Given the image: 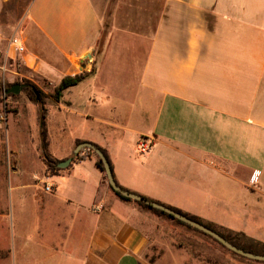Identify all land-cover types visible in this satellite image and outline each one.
<instances>
[{"label":"crops","instance_id":"0c3cea01","mask_svg":"<svg viewBox=\"0 0 264 264\" xmlns=\"http://www.w3.org/2000/svg\"><path fill=\"white\" fill-rule=\"evenodd\" d=\"M10 1L0 45L18 33L29 73L55 86L88 74L49 104V143L58 130L66 147L50 153L52 191L23 184L18 264H160L146 251L163 219L117 195L92 149L74 154L82 141L122 187L264 243V0H156L114 24L98 54L94 0H31L24 14L5 11Z\"/></svg>","mask_w":264,"mask_h":264},{"label":"rangeland","instance_id":"374dc122","mask_svg":"<svg viewBox=\"0 0 264 264\" xmlns=\"http://www.w3.org/2000/svg\"><path fill=\"white\" fill-rule=\"evenodd\" d=\"M30 1L11 0L5 5V11L24 14ZM94 2L103 17V25L107 18L111 17L109 32L102 44L109 39L114 24H129L131 17L137 18L140 10L147 6L151 8L157 6L156 0H94ZM15 35L18 33L11 34L7 37L6 43L0 45V248L5 249L0 250V262L6 258L4 260L6 264H18L19 261L16 256L18 235L16 212L21 196L24 194L25 197L28 194L25 189L27 185L23 184H38L44 188L45 184L51 183L50 176L58 173L59 169L57 166L49 168L43 156V129L45 128L47 132L49 104L51 100L56 99L54 95L56 86L51 81L38 79L28 72L22 58L18 56L19 52L10 45ZM8 48L13 51V56L9 54ZM100 50L101 48H98L97 54ZM15 83L25 86L18 94L8 93L7 89ZM53 126L59 127L56 123ZM60 134V131L55 130L54 135L50 136L49 143L47 132L46 153L48 152L52 159L50 153L56 155L65 151L66 145L59 142ZM159 216L163 220L158 228L163 235H149L151 244L146 255L151 261H158L160 264H236L234 259H238L243 264H264V261L235 253L210 235L203 234L191 226L166 215ZM46 219L45 215H40L41 223L48 227ZM214 226L239 243L249 242L246 236ZM34 236L43 239L42 235H31Z\"/></svg>","mask_w":264,"mask_h":264},{"label":"water","instance_id":"95a60500","mask_svg":"<svg viewBox=\"0 0 264 264\" xmlns=\"http://www.w3.org/2000/svg\"><path fill=\"white\" fill-rule=\"evenodd\" d=\"M24 86H25V84L15 83L10 88L7 89V92L18 94L21 92V90L24 88ZM33 89L35 90L36 93H38V91L36 90L35 87H33ZM86 147L95 151V153L100 158V160L102 162V169L105 172L106 179L114 191L119 192L121 195H123L127 198H130V199L135 200V201L143 202V203L149 205L150 207L157 208V209H160V210L168 213L172 218H176V219H178L184 223H187V224L207 233L208 235L212 236L213 238L218 240L220 243H222L224 246H226L227 248H229L230 250L234 251L237 254H240L242 256H245V257H248L251 259L264 261V254L256 253L253 251L246 250L242 247H239L236 244L229 241L227 238H225L222 234H220L215 229L197 221L196 219H193L192 217L187 216V215L183 214L182 212L177 211L174 208H172L166 204H163L159 201H156L154 199H151L149 197L141 195L137 192L131 191L125 187H122L117 182V180L114 176V172H113L111 163H110L107 155L98 145H96L95 143L89 142V141H82L79 144H77V146L75 147L74 154H79L80 150L82 148H86ZM71 160H72V157L67 158L65 160H61L58 162V165H59V167H65L71 162Z\"/></svg>","mask_w":264,"mask_h":264},{"label":"trees","instance_id":"16d2710c","mask_svg":"<svg viewBox=\"0 0 264 264\" xmlns=\"http://www.w3.org/2000/svg\"><path fill=\"white\" fill-rule=\"evenodd\" d=\"M109 16H111V13H110ZM110 19H111V17H108L107 20H106L105 23H104L103 35H102V37H101V41H100V44H99V48H101V47L104 45V44H102V42L104 41L105 36H106V35L108 34V32H109L108 30H109V25H110ZM87 76H88L87 73L82 72V73H79V74H76V75H67V76L63 77V79L61 80V82L59 83V85H57L56 88H55V93H54L55 98H56L57 100H59V99L61 98L62 94H63V91H64L66 88H68V87H70V86L77 85L79 82H81L82 80H84ZM46 137H47V132H46V129L44 128V129H43V141H44V143H43V147H44V154H43V156H44V159L46 160L47 166H48L49 168H50V167H55L56 164H57V161L54 160V159H52V158L50 157V155H49L48 152L46 153V147H47ZM91 151H92V150H91ZM93 152H94V155L96 156L97 164L102 168V162H101L100 158H99L98 155L95 153V151H93ZM102 170H103V169H102ZM103 171H104V170H103ZM104 173H105V172H104ZM108 184H109V183H108ZM109 186H110V185H109ZM110 187H111V186H110ZM111 189H112V187H111ZM112 190H113V189H112ZM113 191H114V190H113ZM114 192H115L117 195H119L122 199L130 200V201L132 200V199H130V198H127V197L121 195L119 192H116V191H114ZM133 201H135V200H133ZM135 202H137V203L140 204L141 206H144V207H147V208L153 210L155 213H157V214H159V215H166V216L172 218L168 213H166V212H164V211H162V210H160V209L150 207L149 205H147V204H145V203H143V202H140V201H135ZM170 207H172V206H170ZM172 208H174L175 210L180 211V212H182L183 214H185V215H187V216H190V217H192L193 219H196L197 221H199V222H201V223H203V224H205V225H207V226H209V227L215 229V230L218 231L220 234H222L225 238H227L229 241H231L232 243L236 244L237 246L242 247V248H244V249H246V250H249V251H253V252H256V253L264 254V243H263V242H261V241H256V240H253V239H249V242H248L247 244L239 243L235 238L231 237L230 235H228L227 233H224V232L221 231V230H218L214 225H212V224H210V223H204V222H202L197 216L187 214V213H185V212H183V211H181L180 209L175 208V207H172ZM172 219H175V220H177L178 222L183 223V224H185V225H187V226H191V225H189V224H187V223H184V222H182V221H180V220H178V219H176V218H172ZM191 227H193V226H191ZM193 228L196 229V230H199V229H197V228H195V227H193ZM199 231L202 232L203 234H207V233H205V232H203V231H201V230H199ZM207 235H208V234H207ZM211 237H212V236H211ZM214 239H215V238H214ZM215 240H216V239H215ZM217 241H218V240H217ZM218 242H219V241H218ZM221 244H222V243H221ZM255 246H259V247L262 248V249H260V248L258 249V248H256ZM261 246H262V247H261Z\"/></svg>","mask_w":264,"mask_h":264},{"label":"built area","instance_id":"2783aa9c","mask_svg":"<svg viewBox=\"0 0 264 264\" xmlns=\"http://www.w3.org/2000/svg\"><path fill=\"white\" fill-rule=\"evenodd\" d=\"M10 45L13 46L14 49L18 52H21L24 50V45L19 35H15L11 39ZM151 147H152V142L146 139H141V141L138 143V150L140 153L148 152L151 149ZM53 188H54V185L52 183H48L44 185V189L46 191H52Z\"/></svg>","mask_w":264,"mask_h":264},{"label":"flooded vegetation","instance_id":"af4514ba","mask_svg":"<svg viewBox=\"0 0 264 264\" xmlns=\"http://www.w3.org/2000/svg\"><path fill=\"white\" fill-rule=\"evenodd\" d=\"M35 91V90H34Z\"/></svg>","mask_w":264,"mask_h":264}]
</instances>
